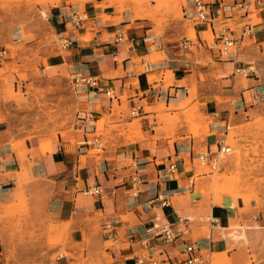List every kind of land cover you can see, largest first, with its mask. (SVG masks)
I'll return each mask as SVG.
<instances>
[{
    "label": "crops",
    "instance_id": "1",
    "mask_svg": "<svg viewBox=\"0 0 264 264\" xmlns=\"http://www.w3.org/2000/svg\"><path fill=\"white\" fill-rule=\"evenodd\" d=\"M210 1L213 23L190 18L194 13L192 0L182 5L183 19L194 23L196 38L190 49L180 46L188 30L184 20H171L161 28L158 48L145 41L157 23L131 0H61L51 7V30L73 42L49 54L43 68L48 70L47 78H63V71L100 75L101 85L111 86L116 96L110 98L105 90L97 89L75 91L80 106L77 127L84 131V139L75 146L60 139L54 148L51 143L28 139L22 121L18 122L22 115L16 112L15 117L14 104L2 103L0 199L8 201L22 190L43 188L51 214L70 224L72 242H107L105 225L114 224L122 240L119 248L107 249L111 254L108 264H136L137 254H147L139 243L128 244L131 232L136 240L148 241L155 248L160 264H187L183 251L190 244L199 247L198 264H212L214 257L217 264H264V192L250 203L230 196L216 201L213 193L198 191L196 181L191 187V177L200 176L194 167L197 153L213 149L219 135H195L187 126L179 134L168 133L166 123L159 126L156 121L158 104L165 102L169 107L187 98L193 99L197 112L213 120L208 124L211 133L224 131L227 136L231 123L247 122L253 113L264 117V102L253 101L254 92H264V0H251L249 14L245 9L234 10V0ZM78 15L82 19L76 22ZM248 18L253 32L250 38L242 39L239 62L220 59L216 42H209L205 31L210 30L214 37L220 26L238 25ZM235 36L240 37L239 30ZM155 51L165 58L149 69L146 58ZM237 68L243 71L237 72ZM161 71H171L167 86L164 75L161 82L149 80ZM138 105L142 107L140 115L129 116ZM137 118L141 120L138 137H117L113 146L103 144L105 136L89 139V132L105 131L123 120L132 123ZM201 123L204 126L206 121ZM224 138L219 142H225ZM19 142L20 147L25 144L32 149L27 159L14 149ZM93 147L104 151L102 160L89 157L84 161L83 156ZM186 153L192 163L189 167L184 166ZM172 161L178 171L163 178ZM136 162L145 182L135 195L131 176ZM93 186L100 187L103 198L85 195ZM164 190L169 198L166 206L152 199L156 191ZM166 230L175 236L173 243L163 240Z\"/></svg>",
    "mask_w": 264,
    "mask_h": 264
},
{
    "label": "rangeland",
    "instance_id": "2",
    "mask_svg": "<svg viewBox=\"0 0 264 264\" xmlns=\"http://www.w3.org/2000/svg\"><path fill=\"white\" fill-rule=\"evenodd\" d=\"M60 1L0 0V52L7 50L0 57V105L14 104L11 108L13 115L17 117L16 112L22 115L18 116V122L22 121L27 138L32 141L37 139L39 144L51 143L53 148L60 139L73 146L82 144L79 142L84 139V131L77 127L79 94L73 88L70 74L63 71L65 77L54 80L47 78L48 70L43 69L50 53L62 51L56 32L48 24L50 8ZM131 1L140 5V10L156 21L152 35H161V28L168 26L171 20H184L182 5H187V0ZM184 22L187 36L195 39L193 21L188 18ZM241 27L237 30L240 31ZM204 36L213 42L210 30L205 31ZM163 58V53L155 51L146 59L154 68ZM157 73L149 77L150 82H161L164 75L165 86L171 83V71ZM155 110H158L157 123L159 126L166 123L168 133L179 134L187 126L189 132L195 135L206 132L219 135V140L226 137L225 144L231 147V152L223 159L219 170L210 172L206 165L195 159L196 174H200L194 177L198 191L213 193L216 201H221L223 196L234 200L241 198L247 203L259 200L264 192V117L253 113L247 122L231 123L225 136L224 131H209L208 124L213 120L197 112L198 107L193 105L192 98L182 99L169 107L164 102L158 104ZM172 110L176 113L171 115ZM131 111L129 116H132ZM202 120L206 121L205 127ZM140 121L138 118L132 123L123 120L108 130L89 132V139L92 141L96 135L105 136L103 144L113 146L117 137H138ZM151 121L154 123V116H151ZM219 140L213 144V150L217 149ZM21 144H14V149L18 150L21 158L27 159V153L32 149L25 144L20 147ZM87 154L82 158L84 161L91 157L100 162L104 151L93 147L87 150ZM186 156L184 166L189 167L192 165L189 153ZM85 195L91 196V193L86 192ZM46 197L44 189L38 187L22 190L8 201L0 199V264H108L111 254L107 249L113 242H72L70 224L55 219ZM212 264H217V258H213Z\"/></svg>",
    "mask_w": 264,
    "mask_h": 264
},
{
    "label": "built area",
    "instance_id": "3",
    "mask_svg": "<svg viewBox=\"0 0 264 264\" xmlns=\"http://www.w3.org/2000/svg\"><path fill=\"white\" fill-rule=\"evenodd\" d=\"M192 4L194 7V13L190 18H194L195 20L204 21L213 23L214 22V15H213V9H212V3L210 0H192ZM250 4L251 0H234L233 8L236 9H245L247 11V14L251 12L250 10ZM246 15L245 17H247ZM232 17V16H229ZM82 19L81 15H78V19L75 20L76 22L80 21ZM240 29V37L235 36V32L239 26H241ZM253 32V23L250 21V19H245L240 24H224L223 26H220L217 28L214 32V41L217 44V49L219 53L220 59L222 58H228L232 61H235L236 63L239 62V56L238 53L241 50V47L243 46L242 39L244 37L250 38V35ZM61 39L59 41L60 46L62 48H68L72 44V40L69 38H63L59 37L58 39ZM194 38L186 36L184 39L181 40L180 46L184 49H190L192 42ZM145 41H149L153 44L154 48H158L160 46V43H158V38L155 35H148L145 39ZM195 43V42H194ZM7 53V50L4 49L0 52V57H2L4 54ZM147 66L149 69L151 68V64L147 63ZM237 72L243 71L241 68L236 69ZM71 82L73 84V88L75 91H83V90H90V89H97V90H105L107 95H109L110 98L115 97V93L112 90L111 86L101 85V77L100 75H89L84 74L81 71H75L71 75ZM253 100L256 103L264 102V92H254L253 93ZM141 106H135L132 109V115L139 116ZM229 125H227L228 127ZM231 152V147L225 144V142L221 141L217 145V149H207L206 151H202L197 153V159L200 163L203 165H206L210 172H215L220 169L221 163L223 159ZM139 164L136 162L134 164V170L133 175L131 176V189L133 193L136 195L141 191V185L145 182L143 176L139 173L138 170ZM178 171V165L175 161H172L167 169L163 172V178L166 173H176ZM195 183L194 176L191 177L190 180V186L192 187ZM87 192H90L92 195H98L101 198L104 197V194L99 186H93L90 187V189L87 190ZM168 191H156L154 195L152 196V199L158 200L161 205L166 206L169 203L168 198ZM165 235L163 237V240L167 243H173L175 240V236L172 234L171 231L166 230ZM105 234L110 239L109 241H112L113 244L110 248L116 249L120 247L121 238L118 234V231L114 224L107 223L105 225ZM126 241L130 246H132L135 243H139L143 248L146 250V255L142 256L140 254L136 255V264H160V261L157 259V257L154 254L155 248L149 245L148 241L144 240H136V237L133 232L129 233ZM184 254L186 255V263L187 264H198L200 261V255H199V247L196 244H190L187 245L184 248Z\"/></svg>",
    "mask_w": 264,
    "mask_h": 264
}]
</instances>
